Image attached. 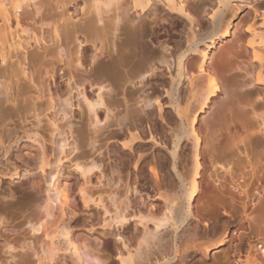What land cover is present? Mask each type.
<instances>
[{"label":"rangeland","instance_id":"obj_1","mask_svg":"<svg viewBox=\"0 0 264 264\" xmlns=\"http://www.w3.org/2000/svg\"><path fill=\"white\" fill-rule=\"evenodd\" d=\"M218 2V0L191 1L189 7L194 5V10L188 7L190 11L192 10L191 15L199 17L202 6L204 9L202 11L206 15L202 14L206 20L200 17L203 19V21L200 19L202 25L196 24L199 29L194 28L195 24L192 25V29L202 34L215 29L213 17L217 9L221 8ZM235 3L237 6L227 9L225 13V19L231 22V34L217 39L209 54L208 64L212 66L220 80L222 90L210 108L201 115L198 123L203 140L202 151L206 152L207 156V168L194 204V212L198 219H193V223L199 221L198 229L194 232L192 228L190 232L182 233L179 244L188 241L191 248L184 263L178 264H223L228 259L231 264H238L237 258L233 256V250L240 243V231L234 225L229 226L227 234L224 233L230 219L228 214L233 208L242 212L244 206L250 208L257 203L260 197V184L264 182V129L262 130L264 89L263 85L256 84L254 80V68H257L258 64L253 62L252 51L248 44L249 33L246 31L247 25L256 22L258 27L263 22L264 0L232 1L231 5ZM163 7L158 11L159 17L163 22L164 20L175 22L176 31H179L176 35V44L183 49L186 48L189 43L188 37L192 35L189 30L190 21L183 14L170 11L166 7L165 10ZM196 10L198 15L195 16ZM152 16L154 17L153 14ZM152 16L146 18L147 21H152ZM149 30L151 31L150 28ZM117 34L119 39L115 38L114 42L119 45L115 44L113 57L118 54L116 51H119L118 46H121V41L126 43L125 35L120 32ZM164 52L162 47L161 49L158 47L159 56ZM85 53L90 64L91 47H88ZM140 63L133 69L134 73L138 71L135 73L137 75L131 72L132 76L130 75L129 79L131 83L127 80L128 83L125 85L123 81L126 79L120 80L133 98L141 88V92L144 90L146 95L151 93L150 87H144V83L153 79L152 83L156 84L157 80L155 75L151 76L150 71L146 70L145 63L139 65ZM70 69L67 66L58 71V84L52 99L47 91H44V87L35 88L34 85L23 80H13L8 82V87L4 84L3 88L0 84L2 104H0V107L2 106L0 109V264H52L50 260L35 254V250L40 247L43 240L47 241V238L43 230L35 232L31 228L39 223V214L40 217L43 216L42 213L44 214L45 196H52L55 186L67 187L69 192L71 209L66 218L73 226L74 237L83 253L84 264H120L116 255L118 250H123L121 244L129 240V245L136 246L142 240L143 227L138 226L136 217L147 214L150 201L145 192L149 191L156 201L158 213L161 211L159 207L163 205L162 198L157 197V192L152 189L153 182L148 171L149 167L146 165L145 169L140 167L139 174H141L136 182L132 177L131 161L126 156L121 157L122 163L126 158L128 159L123 164L118 163L120 159L116 160L115 156L122 151L120 139L128 142L130 136L125 130L124 118L121 117L124 122L120 118L117 121L113 112L110 113L111 111L106 109L108 101L115 94L114 90H111L112 86L110 87L108 82V87L103 85L101 86L103 88L98 84L92 88L86 85L90 96L96 98L99 92L103 96L104 106L96 107L103 121L96 123L94 112L88 108L82 98V83L75 81L74 78L70 80V75H76L78 79L80 71L75 69L70 71ZM118 74L115 75L121 79L123 73L120 72L122 77ZM187 80H184L183 95L187 94ZM40 87L42 89H38ZM128 103L130 111H133L131 115L136 118L140 116L136 101ZM150 109L153 107H145L146 111ZM158 122V131L161 133L166 130L163 129L165 125L161 120ZM141 124L140 129L145 135L142 134V140H135L133 144L142 143L140 144L143 146L142 151L153 153L158 147L148 140L146 120L144 119ZM165 150L163 149L162 152L167 154ZM45 154L50 155L52 164L42 172L39 169L42 162L40 159L45 157ZM86 160L89 163L93 162V165L85 163ZM162 161L165 169L171 170L170 160L164 157ZM230 161L233 170L226 173L227 162ZM241 161L242 165H240ZM158 168L160 170L161 166ZM216 169L220 172L218 177ZM252 172L254 176L251 175ZM237 184L248 191L247 196L242 189L237 188ZM82 188H86L95 200L101 199L104 207H97L93 203L86 206L80 197ZM57 205L53 204L56 207H53L54 210L51 209L54 214L57 213L56 218L61 212ZM116 213L125 214L129 219L123 224H114L113 217ZM251 216L253 218L250 219V227L246 230V239L241 244L242 258L244 259L251 251L264 263V210L259 213L254 212ZM52 218V216L44 217L41 221L46 225L47 220ZM256 224L258 227L255 226ZM227 235L229 241L217 247L216 238ZM120 236L123 239H118ZM59 243L63 244L64 240L60 239ZM60 250L53 264H80L65 248Z\"/></svg>","mask_w":264,"mask_h":264},{"label":"bare ground","instance_id":"obj_2","mask_svg":"<svg viewBox=\"0 0 264 264\" xmlns=\"http://www.w3.org/2000/svg\"><path fill=\"white\" fill-rule=\"evenodd\" d=\"M191 1L0 0V84H2V88L4 84H7L8 87V82L13 80H23L34 85L35 88L44 87V91L46 90L52 99L58 84V71L68 66L71 68L70 71L74 69L80 71L78 79H76V75H70V80L74 78L75 81L82 83V98L88 108L94 112L96 123L103 121L96 108L104 106L103 96L100 92L96 98L90 96L86 85L91 88L96 84L100 87L110 85V87L112 86L111 90H114L116 97L112 96L106 109L111 111L110 113L113 112L117 121L119 118L123 122L125 120L124 127L130 136L128 142L118 139L122 151L117 147L121 152L114 156L117 158L116 160L120 159L118 160L120 164L123 161L121 157L125 158L126 156L131 161L133 164L132 177L136 182L141 174H139L140 167L145 169V165L148 166L153 182L152 189L157 192V197L162 198L163 204L162 208L159 207L161 209L159 214L156 201L149 191L145 192L150 201L147 214L138 215L139 219L135 216L138 226L143 227V238L141 236L142 240L136 246L129 245L128 239L127 243L121 244L123 250H118L116 255L120 264L181 263L189 255L188 252L191 248L188 241H186L188 243L179 244L181 235L190 232L192 228L194 232L198 229L197 222L199 223V221L193 223V219H198L194 212V204L207 168V156L206 152L202 151L203 140L198 123L201 115L210 108L222 90L220 80L212 66L208 64V59L217 39L225 38L231 34V22L225 19V13L227 9L237 6L236 3L232 6V1L240 0H218L221 8L217 9L214 17L212 16L214 19L211 17L215 21H213L215 29L209 33L204 32L205 34L195 30L196 24L203 21V6L199 7L200 16L194 17L191 15L194 5L189 7ZM162 7L179 12L190 21L189 30L192 35L188 37L189 43L186 48L183 49L176 44V35L179 31H176L175 22H165V20L163 22L159 17L158 11ZM188 7L192 10L190 11ZM166 8L165 10H167ZM206 10L205 12H207ZM195 13V16L198 15L197 10ZM151 16L153 17L152 21H147ZM204 16L206 15L204 14ZM204 19L206 20V18ZM262 19L263 22L258 27L256 22L247 25L246 31L249 33L248 44L252 51L253 62L258 64V67L254 68V80L256 84L263 85L264 89V12ZM194 24L195 29H192ZM197 29L199 28L197 27ZM118 32L125 35L126 43L120 40L121 46H118L119 51H116L118 54L113 57V49L116 44L114 39L119 37V34L116 35ZM88 47H91L92 50L90 64L88 63L90 60L85 55ZM158 47L165 50L162 56L157 54ZM140 62L145 63L146 70L150 71L151 76L155 75L157 80L156 84L152 83L153 79L144 83V87H150L151 93L146 95L144 90L141 92V88L140 92L136 90L137 95L135 92L133 98L131 92L123 87V83H126L127 80L130 81L131 72L138 67ZM120 72L123 73V77ZM137 72L136 70L135 73ZM117 73L122 77L121 79L115 75ZM115 79L126 80L123 83L120 81L123 85L116 80L118 85L120 84L118 86ZM185 79H188V89L187 94L183 95ZM42 87L38 89H42ZM119 96L122 98H117ZM113 98L114 100H112ZM133 100L139 105L138 113H141L137 118L131 115L133 111L131 112V108H129L128 102ZM147 106H151L153 109L146 111L145 107ZM144 119L148 123V140L158 147H155L156 149L154 148L155 150L153 149V153L150 154L141 150L142 143H140L141 145L136 142L135 145L133 144L135 140H142L141 135L145 132L140 127ZM160 120L165 125V128L163 126L161 128L166 129L161 133L158 131V121ZM263 129L264 119H262ZM114 144L113 146L116 145ZM163 149H166L167 154L162 152ZM46 155L41 158L42 160L40 159L43 166L40 164L39 169L42 172L52 164L50 155ZM162 157L170 160L171 170L165 169ZM127 158L123 163L128 161ZM86 162L88 165H93V162H90L91 164L87 160ZM230 163L231 161L227 162L226 173L233 170ZM88 165L86 164V166ZM240 165H242V161ZM158 166H161L160 170ZM218 170L216 169L217 177L220 176ZM230 175L232 176V173ZM251 175L254 176V172ZM232 180H234L233 176ZM66 188L60 185L55 186L53 195L45 196V209L42 215L53 218L47 220L44 225L41 221L44 217H40L39 214V223L31 228L35 232L43 230V234L47 238V241L41 242L40 247L35 250V254L50 260L53 264L57 253L61 251L60 249L65 248L76 258L78 263L84 264L83 253H81L78 241L74 237L73 226L66 218L69 209H71L70 196ZM237 188L242 189L246 196L248 195V191L243 189L240 184H237ZM140 192L142 193V191ZM259 194L260 197L257 203L250 207L251 210L244 206L242 212L233 208L228 214L230 219L224 233L227 234L229 226L234 225L240 231V243L233 250V256L237 258L238 264H264L251 251L243 259L241 250L242 241L246 239V230L250 227V219L253 218L251 215L264 210V182L260 184ZM80 197L86 206L93 203L97 207H102L104 204L101 199L95 200L86 188L80 190ZM53 204L57 205L61 211L58 213V218L55 217L57 213L54 214L51 211L56 207ZM146 207L147 205L145 209ZM128 219L129 217L122 213H116V216L113 217L114 224H123ZM255 226L258 227V224ZM60 239L64 240V245L59 243ZM118 239L123 238L120 236ZM166 239L170 242H166ZM216 240L217 247H221L229 241L228 235L223 238L219 236ZM223 264H231V261L228 259Z\"/></svg>","mask_w":264,"mask_h":264},{"label":"snow or ice","instance_id":"obj_3","mask_svg":"<svg viewBox=\"0 0 264 264\" xmlns=\"http://www.w3.org/2000/svg\"><path fill=\"white\" fill-rule=\"evenodd\" d=\"M249 31H250V29H249Z\"/></svg>","mask_w":264,"mask_h":264}]
</instances>
